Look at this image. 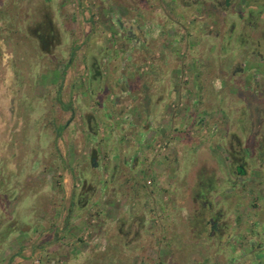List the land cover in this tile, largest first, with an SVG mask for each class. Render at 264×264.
Returning <instances> with one entry per match:
<instances>
[{
  "label": "rangeland",
  "instance_id": "rangeland-1",
  "mask_svg": "<svg viewBox=\"0 0 264 264\" xmlns=\"http://www.w3.org/2000/svg\"><path fill=\"white\" fill-rule=\"evenodd\" d=\"M0 264H264V0H0Z\"/></svg>",
  "mask_w": 264,
  "mask_h": 264
},
{
  "label": "trees",
  "instance_id": "trees-1",
  "mask_svg": "<svg viewBox=\"0 0 264 264\" xmlns=\"http://www.w3.org/2000/svg\"><path fill=\"white\" fill-rule=\"evenodd\" d=\"M52 27H53V26H52ZM52 27L49 28V31H48V32H49V34H48L49 37H48L47 41L50 40V42L52 41V40H51L52 37L55 36V31H54V29H53ZM47 44H48V43H47ZM64 126H65V125H61V127H59V128H63ZM238 169H239L241 172L244 171V169H243L242 167H239ZM72 204H74V201H72ZM211 222L213 223V221H211ZM212 226H213V227H216V223H213Z\"/></svg>",
  "mask_w": 264,
  "mask_h": 264
},
{
  "label": "flooded vegetation",
  "instance_id": "flooded-vegetation-1",
  "mask_svg": "<svg viewBox=\"0 0 264 264\" xmlns=\"http://www.w3.org/2000/svg\"><path fill=\"white\" fill-rule=\"evenodd\" d=\"M239 167H242V165H239ZM211 221H213V220H211ZM214 222V221H213Z\"/></svg>",
  "mask_w": 264,
  "mask_h": 264
}]
</instances>
